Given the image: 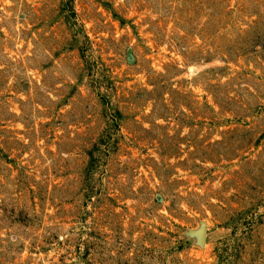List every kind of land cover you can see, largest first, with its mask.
<instances>
[{"label": "rangeland", "instance_id": "rangeland-1", "mask_svg": "<svg viewBox=\"0 0 264 264\" xmlns=\"http://www.w3.org/2000/svg\"><path fill=\"white\" fill-rule=\"evenodd\" d=\"M0 264H264V0H0Z\"/></svg>", "mask_w": 264, "mask_h": 264}]
</instances>
